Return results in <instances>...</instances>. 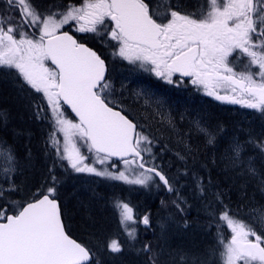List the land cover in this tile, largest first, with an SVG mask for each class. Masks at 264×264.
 Returning a JSON list of instances; mask_svg holds the SVG:
<instances>
[{
    "label": "snow or ice",
    "instance_id": "obj_1",
    "mask_svg": "<svg viewBox=\"0 0 264 264\" xmlns=\"http://www.w3.org/2000/svg\"><path fill=\"white\" fill-rule=\"evenodd\" d=\"M66 25L111 48L113 60L127 62L131 72L148 73L176 87L191 84L216 101L264 117V0H0V70L21 81L16 85L20 94L27 89L42 94L46 108L31 103V92L28 106L34 108L32 118L51 124L44 154L51 158L54 152L40 187L26 198L13 199L23 191L16 183L21 164L15 147L0 137V264H100L93 249L70 236L63 222L58 190L72 173L162 188L174 199H162L161 205L171 204L184 217L192 207L179 184L181 175H189L186 160L194 155L190 144L185 143L184 154L177 153L185 161L184 170L167 175L156 163V138L115 99L104 56L64 31ZM134 94L150 96L144 90ZM63 105L75 121L67 118ZM164 119L174 129L173 121ZM0 120L6 124L5 113L0 112ZM192 132L217 150L227 135L223 125L213 127L200 119L191 122L189 139ZM250 150L264 158V139L252 132L235 135L226 140L222 162L246 183L259 180L264 191V171H258ZM191 177L194 198L204 200L211 180L205 183L195 172ZM223 195L211 193L214 199L201 209L209 218L207 229H216L215 243L204 250L173 249L166 240L137 247L138 228L133 225L142 223L147 231L150 215L140 218L120 199L113 206L130 249L143 254L146 264H264V207L252 208L245 220L223 203ZM214 203L222 205L218 219ZM189 226L185 218L183 227ZM161 230L164 239V224ZM104 249L110 254L124 250L118 239L101 243Z\"/></svg>",
    "mask_w": 264,
    "mask_h": 264
},
{
    "label": "rangeland",
    "instance_id": "obj_2",
    "mask_svg": "<svg viewBox=\"0 0 264 264\" xmlns=\"http://www.w3.org/2000/svg\"><path fill=\"white\" fill-rule=\"evenodd\" d=\"M37 2H41V0H37ZM57 3H67L68 0H56ZM73 3H79L77 0H72ZM175 2V0H173ZM184 3H189L190 0H183ZM67 29L69 32H73L72 28L69 26H65L63 30ZM74 33V32H73ZM93 41V40H92ZM94 45H99L100 53L105 56L110 61V68L112 69L113 74L111 75L113 79V86L116 90L115 92V99L117 101H120L121 99L127 103L123 106L128 113L133 115L135 111L141 110L144 115H141L140 120H143V123L141 124L144 127V130L150 134L151 136L156 138V144L154 147L155 149H161L162 153L160 152L159 155L163 154V152H171L174 159L177 160L178 163H180V166L182 167L185 165V161H181L177 153L184 154L185 153V143L190 144L193 154L196 151V148H200V143L196 141V138L198 137L194 132L191 133V137L189 139V132L191 129V122L193 120L200 119L205 124L211 125L215 127L217 124L223 125L222 123H219L222 118H220L218 115L221 113V117L224 111L230 112V116L233 118L240 112L247 113L248 115L252 113V115H256L260 118L261 117L259 113H255L254 110L246 109L241 107L240 105H233L228 103H222L220 101H216L212 97H208L203 94V91H198L196 88H194L191 84H187L186 86L176 87L174 85H168L167 83L158 80L156 77L143 72H131L130 68L131 66L127 64V62L120 61L119 59L113 60L111 56V48L105 47L103 44H101L99 41L95 42L93 41ZM50 64V62H48ZM0 84L4 83V78H7V81L9 82L8 78L10 79V82L5 85L10 86L9 89L12 91L14 90L15 97H18V101L22 103V107L27 109L29 107V99L27 98V92H31V103L41 104L42 107L46 108V101H43L42 94H38L33 92L31 89H27V92L24 94H20V91L17 84L21 83V81L16 80L14 82L13 76L9 75L7 70H0ZM4 76V77H3ZM116 84H119V90H117ZM27 87V86H25ZM140 90H144L150 94L149 97L140 96L139 98L134 94ZM188 91V94H186L184 91ZM1 95V93H0ZM19 95V96H18ZM172 97H177L176 99H173ZM8 98H2L0 96V104L6 102ZM15 98V100H16ZM22 101H20V100ZM28 99V100H27ZM16 100L17 108L19 109V104ZM159 102V103H158ZM130 104L127 105V104ZM123 104V102H121ZM168 104V105H167ZM214 109H213V108ZM34 109V108H33ZM63 110L65 111V115L67 118L76 120L72 116H69L67 114L65 108L63 107ZM0 112H3L7 116L6 124L3 120H0V137L7 140L9 145H13L15 147L16 153L21 164V171L16 175V183L20 185L21 187L24 186V189H27L18 194H16L19 198L24 197L26 198V193L29 192L30 188L31 192H35L41 185L45 174L47 173V169L52 165V159H54V152L51 158L46 157L44 154V159H39V156L36 157L35 154L29 158V135L27 133H21L16 132L12 128L14 119L9 117L7 115L6 111L0 110ZM33 113V112H32ZM140 113V112H139ZM161 113L163 116H161ZM43 115V113H41ZM18 114H16L17 118ZM247 116V115H246ZM164 118H170L173 121L174 129L171 125H169ZM249 118V117H248ZM242 119V118H241ZM35 125L31 127L34 130H41V125L39 126L40 122H43L48 125L49 128L47 129L44 141L48 137V133L51 131V124L48 122V120H36ZM264 122V120H261ZM22 124L24 121L21 119ZM231 122V121H230ZM224 129L226 130V137L225 139H222V147L220 146L219 149V155L221 156L220 160L221 164H224L223 161V153L225 148V143L227 139H230L231 137L238 134L240 132V125L236 122H231L230 125L225 126L223 125ZM19 133V135H17ZM9 135V136H8ZM200 138V137H199ZM61 141L63 140V137H60ZM193 139L195 141L193 142ZM202 139V138H201ZM22 140V142H21ZM184 141L183 143L181 141ZM204 142V140L202 139ZM193 142V144L191 143ZM165 146H167L165 148ZM205 146V143H204ZM44 149H45V143H44ZM214 149V148H213ZM19 150V151H18ZM82 151L87 154L86 147H82ZM251 152V150H250ZM44 153V152H43ZM159 155L158 158H159ZM253 159L256 162V167L258 171H260V168L258 167L260 160L251 153ZM42 158V157H41ZM264 161V160H263ZM88 163H92L91 159L87 161ZM113 162H116L119 165V161L113 160ZM195 162V163H194ZM111 163V162H110ZM186 163L191 165V172L193 173L194 170L192 168H201L204 169L203 165L199 162L196 163L195 158H193V155H188ZM98 168H101L103 166L101 165H95ZM122 167V165H120ZM223 171L225 173H228L225 169V165L222 166ZM163 171L168 173L170 172L168 168L163 165L162 167ZM200 169V170H201ZM113 171L115 169H112ZM57 172L63 173V169L57 168ZM69 172L71 170L69 169ZM177 171L175 172V174ZM47 175V174H46ZM183 176V175H181ZM184 177V176H183ZM187 177V176H185ZM190 178L191 175L189 176ZM233 183H246L244 178H238L237 176L230 178ZM208 181V180H207ZM206 180H204L205 183H207ZM114 182L120 183L121 185L127 186L128 191L126 190V200H123L125 202H128L131 206L134 207L137 215L142 218L147 212V214L150 215L151 220V227L146 231L145 226L142 223H139L137 225H133L134 227L138 228V234L139 238L142 237L143 242L152 241L153 245L155 246L157 241L161 244L167 241L168 245H170L173 249L177 248H189V250H204L208 248L210 245L215 243L214 240V234L212 235V240H209V236L206 232H208L207 229V222L208 217L205 215V213L201 210L203 207V204L207 200H212L214 198L208 196L207 199L201 200L195 198V209L194 212H192L193 208L187 210V216L184 217L181 214L177 213L176 209L169 204L168 207H164L161 205V203L156 204L155 208L159 211H148L147 205L150 201L153 200V197L158 194V199L161 201L162 199L171 201L174 199V196L170 195H164L163 189L157 190V188L153 185L149 189H145L143 187L137 186V185H127L120 181H110L106 180L101 177H96L94 175L88 174V173H81V174H75L72 173L71 176L64 181V183L59 187L58 195H59V203L62 206L66 212L70 215V218H75L79 221L80 218L83 219V221L88 222L89 226L91 223V227H93L94 222L92 219L90 220L91 213L96 214L97 211H99V216L101 215L102 220H107L106 217H104L103 208L105 206V203L107 200V203L109 202V198H104L99 194V190L102 186H106L109 184H113ZM193 183V181L191 180ZM37 183V186L35 188V184ZM186 182L181 179L179 184L184 185ZM258 183V182H257ZM179 187V185H177ZM143 191V195L148 196L147 205L143 206L141 204H136L132 201L131 194L135 191ZM161 191V192H160ZM216 191L211 188L210 193H215ZM187 193L193 195L192 188L187 189ZM15 195V196H16ZM14 196V197H15ZM194 197V196H193ZM223 199V198H222ZM104 201V202H103ZM137 202V201H136ZM223 203L225 204L224 200ZM226 205H229L226 203ZM230 206V205H229ZM214 208H217L216 217H219V207H222V205H219L217 203L213 204ZM257 207V206H255ZM114 208V206H113ZM254 208V207H253ZM252 208H245L243 211L233 209L231 207V210L233 213L238 214L239 217L248 220L249 218V212ZM117 211V209L115 210ZM90 212V213H89ZM118 218L120 220L119 213L117 211ZM174 214V215H173ZM187 219L190 222V226L186 229L185 232L180 231L178 228V225L181 224L180 228L182 227L185 229L182 224L183 220ZM90 222V223H89ZM161 224L165 225L166 229V235L164 239H160L162 235L161 230ZM198 225H201L203 227H199ZM215 228V227H214ZM104 230V228H103ZM102 230V231H103ZM101 231V232H102ZM105 231V230H104ZM93 232V230H91ZM216 232V230H215ZM226 236H230V233L227 232L225 229ZM127 236H124L126 238ZM197 240H196V239ZM198 240L201 242L203 249H198ZM108 241V240H107ZM100 242L95 241V248H100Z\"/></svg>",
    "mask_w": 264,
    "mask_h": 264
},
{
    "label": "trees",
    "instance_id": "obj_3",
    "mask_svg": "<svg viewBox=\"0 0 264 264\" xmlns=\"http://www.w3.org/2000/svg\"><path fill=\"white\" fill-rule=\"evenodd\" d=\"M64 1V0H62ZM2 76V75H0ZM4 77V76H3ZM1 80V79H0ZM4 83L7 84L10 82V79L8 78L9 82L7 81V78H4ZM11 83V82H10ZM0 84V93L2 98H8L6 102L0 104V110L6 111L7 115L14 119L13 122V129L14 131H18L21 133H27L29 135V152L33 156V154L39 156V159H44V136L47 131L45 128H49L47 124L40 122L39 126L41 125V130H34L31 127L35 125L36 121L34 118H32V112L34 111L33 108L27 107V109L22 107V103L18 101V97L16 98L14 90L10 91L11 84L5 85ZM19 96V95H18ZM19 104V109L16 107V100ZM20 100V99H19ZM28 100V99H27ZM21 101V100H20ZM22 102V101H21ZM213 108V107H212ZM214 109V108H213ZM66 110V109H65ZM67 112V111H66ZM18 114L17 118L14 117ZM68 114V112H67ZM247 115V116H246ZM70 116V115H69ZM221 119L219 123H222L223 125L227 126L231 124V122H236L240 125V136L247 135L248 132H252L254 136H259L261 139H264V122L261 120H264V118H260L256 115H252L250 113L249 115L244 112H240L235 117L230 116V112L224 111L221 117V113L218 115ZM249 117V118H248ZM242 118V119H241ZM21 119L24 121L22 124ZM231 121V122H230ZM9 136V135H8ZM195 139H193V142ZM196 141L200 143V148L197 147L196 151L194 152L193 158H195L196 163L198 165L201 163L204 167V169L199 168H192L194 170L193 172L198 173L200 176L204 178V180H211L212 182V188L216 192H222L223 200L226 203L230 205V208L243 211L245 208H253L255 206L264 207V191H261L259 180L251 181L247 183H233V181L230 179L232 177H236V174L227 171L228 173H225L223 171V165L221 164L222 159H220L221 156L219 155V149L220 146L222 147V142L220 141L219 149H213L210 147L204 146V142L201 138L197 137ZM22 142V140H21ZM193 142H191L193 144ZM161 149H155V153L159 155ZM19 151V150H18ZM251 153L256 155V157L260 160L258 167L260 168V171H264V158H262L261 154L258 151L251 150ZM18 154V153H17ZM19 155V154H18ZM42 157V158H41ZM157 164H160L162 167L165 165L168 170L170 171L168 173L169 176H174L175 172L180 169L181 172L184 170L185 165L182 167L180 166V163L177 162L176 159H174L172 153L170 152H163V154L159 155V158L156 160ZM195 163V162H194ZM187 168L189 171V175L187 177L181 176V179H183L186 183L184 184V187L182 188L183 195L187 198L188 202L192 205V212H194V209L196 207L194 197L193 195L187 193L188 188H192V178L189 176L191 175V165L187 163ZM201 169V170H200ZM165 172V171H164ZM166 173V172H165ZM47 174V173H46ZM45 174V176H46ZM245 179V178H244ZM258 182V183H257ZM32 187V185H31ZM30 187V188H31ZM38 187L37 183L35 184V188ZM22 189L25 187L22 186ZM30 188L29 191H30ZM27 189H24V191ZM126 190L128 191V187L121 185L120 183L114 182L113 184H107L106 186H102L99 190V194L103 196L104 198H109V202L105 203V206L103 208L104 217H106L107 220H102L99 216V211H97L96 214L91 213L90 220L94 222L93 227H91L88 224V222L83 221L82 218L79 219V221L75 218H70V215L68 212H66L62 206L61 201V209L63 213V222L66 225V230L72 236L74 239H76L78 242H81L88 247L92 248L93 251L97 254L96 259L100 261V264H146V257L141 254L137 255L134 250H131L129 247V240L128 238H124L126 236L123 228L120 225V220L117 217V211L113 208L114 201L117 199L120 200H126ZM164 195H170L165 190H162ZM161 192V191H160ZM143 191H135L131 194L132 201L134 203L141 204L143 206L147 205L148 196H145L142 194ZM160 194V193H158ZM158 194H156L155 197H153V200L149 202V204L146 206L148 211H159L155 205L160 203L158 199ZM208 196L212 197L211 194ZM207 196V197H208ZM205 197V199H207ZM24 197H18L17 195L13 197V199L20 200ZM213 198V197H212ZM137 201V202H136ZM104 202V201H103ZM90 213V212H89ZM218 219V217H217ZM181 224L178 225V228L180 231L185 232L188 229L180 228ZM183 226V224H182ZM104 228V230H103ZM93 230V232H91ZM103 230V231H102ZM215 228L214 226L208 230L207 235L209 236V240H212V235L215 236ZM102 231V232H101ZM110 239H118L120 243L122 244L124 250L121 253L117 254H110L106 249L103 251L100 250V248H95V241L100 243H105L107 240ZM196 239V238H195ZM197 240V239H196ZM144 243L142 240V237L139 238V244H137V247L140 246V244ZM198 249H203L205 247L201 244V242L198 240ZM185 250H189V248H186ZM95 264V262H94Z\"/></svg>",
    "mask_w": 264,
    "mask_h": 264
},
{
    "label": "flooded vegetation",
    "instance_id": "obj_4",
    "mask_svg": "<svg viewBox=\"0 0 264 264\" xmlns=\"http://www.w3.org/2000/svg\"><path fill=\"white\" fill-rule=\"evenodd\" d=\"M77 1H79V0H77ZM64 31H67V29H65ZM70 34H73V35H75L78 39H80L81 40V42H85V43H87L88 44V46H90V47H93L95 50H97L98 52H100V47H99V45H94L93 44V41L95 42V44H96V42H98V40L96 39V38H94V37H92L91 36V34H81V33H73V32H69ZM85 35H87L89 38L87 39V40H85L84 39V37H85ZM93 40V41H92ZM114 43V42H113ZM104 58L106 59V61H107V63H108V73H107V75H108V77L111 79V81L112 82H114L113 81V79H112V77H111V75L113 74V72H112V69L110 68V61L104 56ZM116 86H117V90H119L118 88H119V84H116ZM186 94H188V91H184ZM173 99H176L177 97H172ZM120 102H123V104H122V106H124L125 105V103H127V102H125V101H123L122 99L120 100ZM127 105H129L130 106V104L128 103ZM115 106V105H114ZM140 112V113H139ZM134 114L133 115H131V117L139 124V125H141L142 123H143V120H140V117H141V115H144V113L141 111V110H137V111H135V112H133Z\"/></svg>",
    "mask_w": 264,
    "mask_h": 264
},
{
    "label": "water",
    "instance_id": "obj_5",
    "mask_svg": "<svg viewBox=\"0 0 264 264\" xmlns=\"http://www.w3.org/2000/svg\"><path fill=\"white\" fill-rule=\"evenodd\" d=\"M63 107L68 111V113L70 114V116H72L74 119H76L75 118V114L71 111V109L67 105H63ZM113 160H116V158H113Z\"/></svg>",
    "mask_w": 264,
    "mask_h": 264
},
{
    "label": "bare ground",
    "instance_id": "obj_6",
    "mask_svg": "<svg viewBox=\"0 0 264 264\" xmlns=\"http://www.w3.org/2000/svg\"><path fill=\"white\" fill-rule=\"evenodd\" d=\"M167 105H168V104H167ZM207 182H208V181H207ZM165 191H166V190H165ZM147 213H148V212H147ZM147 213H146V214H147ZM248 218H249V217H248Z\"/></svg>",
    "mask_w": 264,
    "mask_h": 264
}]
</instances>
